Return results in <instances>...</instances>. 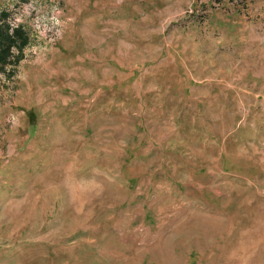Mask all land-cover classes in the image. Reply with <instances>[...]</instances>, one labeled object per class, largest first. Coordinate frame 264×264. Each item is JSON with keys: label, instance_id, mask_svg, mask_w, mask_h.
Returning <instances> with one entry per match:
<instances>
[{"label": "rangeland", "instance_id": "rangeland-1", "mask_svg": "<svg viewBox=\"0 0 264 264\" xmlns=\"http://www.w3.org/2000/svg\"><path fill=\"white\" fill-rule=\"evenodd\" d=\"M56 6L0 74V264H264V0Z\"/></svg>", "mask_w": 264, "mask_h": 264}, {"label": "trees", "instance_id": "trees-1", "mask_svg": "<svg viewBox=\"0 0 264 264\" xmlns=\"http://www.w3.org/2000/svg\"><path fill=\"white\" fill-rule=\"evenodd\" d=\"M251 0H218V3H228L233 9H244ZM7 13H0V74L5 68L15 67L22 59L23 49L29 44V38L25 30L18 26L12 28V25L6 22ZM16 49L17 54L13 53Z\"/></svg>", "mask_w": 264, "mask_h": 264}, {"label": "clouds", "instance_id": "clouds-1", "mask_svg": "<svg viewBox=\"0 0 264 264\" xmlns=\"http://www.w3.org/2000/svg\"><path fill=\"white\" fill-rule=\"evenodd\" d=\"M57 3L58 0H50L48 4L41 3V0H29V3L21 5L18 14L15 15L14 20L11 22L12 28L27 24L38 32L47 21L51 20L52 23H56L61 13V9L56 6ZM33 12L37 13L35 17L32 16ZM12 51L15 53L16 49Z\"/></svg>", "mask_w": 264, "mask_h": 264}]
</instances>
